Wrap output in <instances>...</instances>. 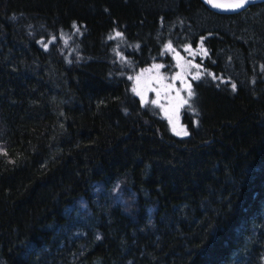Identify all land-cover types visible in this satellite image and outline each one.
Listing matches in <instances>:
<instances>
[{"label": "trees", "instance_id": "obj_1", "mask_svg": "<svg viewBox=\"0 0 264 264\" xmlns=\"http://www.w3.org/2000/svg\"><path fill=\"white\" fill-rule=\"evenodd\" d=\"M168 46L185 137L132 91ZM0 264H264V0H0Z\"/></svg>", "mask_w": 264, "mask_h": 264}, {"label": "rangeland", "instance_id": "obj_2", "mask_svg": "<svg viewBox=\"0 0 264 264\" xmlns=\"http://www.w3.org/2000/svg\"><path fill=\"white\" fill-rule=\"evenodd\" d=\"M167 51L170 62L153 63L131 77L132 91L142 105L152 104L159 108L173 135L185 137L176 134L181 130L187 131L181 120V110L186 104L184 101L191 97L189 91L193 80L201 74V65L196 58L205 53L201 46L196 49L187 46L182 51L168 46ZM111 199L124 205L132 202L130 196L127 200L126 194L119 190H114Z\"/></svg>", "mask_w": 264, "mask_h": 264}, {"label": "snow or ice", "instance_id": "obj_3", "mask_svg": "<svg viewBox=\"0 0 264 264\" xmlns=\"http://www.w3.org/2000/svg\"><path fill=\"white\" fill-rule=\"evenodd\" d=\"M208 3H211L214 7L238 9V8H241L246 3V0H233L232 3H228V4L217 3L216 0H208ZM117 35H119V33ZM191 95H193V93L189 91V96ZM184 103H188V101H184ZM173 130L175 131V129ZM176 134L185 135V136L188 135L187 131H184V130H181L180 132H177Z\"/></svg>", "mask_w": 264, "mask_h": 264}, {"label": "water", "instance_id": "obj_4", "mask_svg": "<svg viewBox=\"0 0 264 264\" xmlns=\"http://www.w3.org/2000/svg\"><path fill=\"white\" fill-rule=\"evenodd\" d=\"M208 8H210L213 11L219 12V13H234L243 10L244 8L248 7L249 5L259 3L263 0H246V3L238 9H232V8H220V7H214L211 3H208V0H201ZM217 1H233V0H216ZM218 3V2H217Z\"/></svg>", "mask_w": 264, "mask_h": 264}, {"label": "bare ground", "instance_id": "obj_5", "mask_svg": "<svg viewBox=\"0 0 264 264\" xmlns=\"http://www.w3.org/2000/svg\"><path fill=\"white\" fill-rule=\"evenodd\" d=\"M218 3H222V4H228V3H232L233 1H225V2H222V1H217Z\"/></svg>", "mask_w": 264, "mask_h": 264}]
</instances>
